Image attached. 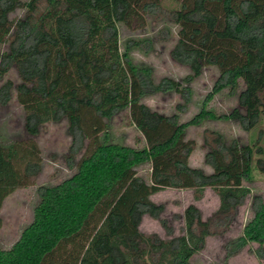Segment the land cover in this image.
<instances>
[{
    "label": "trees",
    "instance_id": "trees-1",
    "mask_svg": "<svg viewBox=\"0 0 264 264\" xmlns=\"http://www.w3.org/2000/svg\"><path fill=\"white\" fill-rule=\"evenodd\" d=\"M38 1L0 0V106L15 100L25 134L0 143V208L40 173L35 137L47 123L65 121L69 144L63 161L70 174L36 188L31 218L10 246L0 247V264H191L206 235H222L230 226L249 193L243 182L251 180L252 164L264 178V148L256 143L226 142L210 131V140L203 136V163L210 169L205 172L188 164L193 141L184 137L188 126L204 120H232L248 131L264 116V0H176L169 15L177 26L169 57L189 72L180 81L164 77L156 83L149 67L133 64L127 43L119 50L117 25L141 28L161 0H44L41 9ZM16 9L23 15L10 19ZM206 66H214L217 77L188 120L141 101L173 91L183 101L175 109L182 111L188 84ZM10 68L16 82L3 79ZM224 88L236 94L237 106L227 114L205 108ZM122 111L143 138L140 148L108 138V121ZM143 164L149 166L146 178L136 172ZM205 187L216 194L217 209L202 220L188 204L182 233L172 236L160 217L163 204L149 196L174 188L190 189L199 199ZM249 208L241 234L224 244L225 257L254 242L255 255L264 259L260 195L251 196ZM143 215L157 220L167 238L142 233Z\"/></svg>",
    "mask_w": 264,
    "mask_h": 264
},
{
    "label": "rangeland",
    "instance_id": "rangeland-1",
    "mask_svg": "<svg viewBox=\"0 0 264 264\" xmlns=\"http://www.w3.org/2000/svg\"><path fill=\"white\" fill-rule=\"evenodd\" d=\"M44 4V0H39L38 9H41ZM177 6L176 0H161L159 9L145 16V22L141 28H126L117 25L119 50L122 51L125 43H127L129 45V57L133 64L149 67L154 83L164 77L180 81L189 72L187 67L175 63L169 57V50L176 39L177 31V26L173 24L169 15L170 11ZM23 12V9H16L8 17L15 19L22 16ZM4 49L5 44L0 45V52ZM216 77L217 69L214 66L204 67L200 75L188 84L190 89L189 101L184 104L182 111L175 109V104H183V101L173 91L146 95L141 101L160 113L175 112L179 121L183 122L191 118L200 109L202 101L211 90ZM5 78L16 82L17 78L13 68H10L4 75L3 79ZM240 88L241 83L237 92ZM236 106V94L230 95L227 88L213 94L204 104L205 108L215 114H227ZM21 118L20 107L13 98L5 106H0V143L25 137L21 128ZM108 124V138L111 141L134 148H140L143 145V138L129 122L126 111L114 115ZM210 131L220 133L226 142L235 139L239 144L252 145L256 143V145L264 148L263 115L256 125L248 131L240 129L232 120H204L199 125L188 126L184 137L193 141V149L188 157V164L200 167L205 172H209L210 169L203 163V154L206 150V146L203 144V136L206 135L207 139L210 140L212 136ZM35 141L42 158L41 171L29 186L16 189L4 199L0 208V247L2 248L10 246L17 238L19 231L29 222L32 208L38 199L36 188L39 185L57 183L70 174L63 161V155L66 153L69 144L65 121L43 125L35 137ZM259 156L264 158V153ZM256 157L258 155H253L252 159L254 160ZM136 172L146 178L149 173V166L147 164L140 165ZM243 184L249 188V193L243 203L236 208L230 226L222 235H206L202 249L190 257L189 262L191 264H264V259L254 253L258 248V244L254 242L246 244L233 256L225 257L224 255V244L241 234L243 225L252 215L249 208L251 196L258 194L264 202V178L253 168V164L251 180L243 182ZM149 199L154 203L163 204L160 217L165 219L167 225L172 228V236L182 233L181 213L188 204L197 207L202 220L209 218L218 207V198L208 187L203 189L199 199L193 198L190 189L174 188H164L151 194ZM138 228L142 233H155L161 239L167 238L158 221L147 215L142 216ZM211 229L216 231L215 227H211ZM262 246L264 247V243Z\"/></svg>",
    "mask_w": 264,
    "mask_h": 264
}]
</instances>
